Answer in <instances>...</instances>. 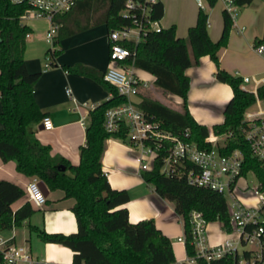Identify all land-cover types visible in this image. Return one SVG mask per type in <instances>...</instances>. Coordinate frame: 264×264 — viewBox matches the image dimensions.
<instances>
[{
  "label": "trees",
  "instance_id": "16d2710c",
  "mask_svg": "<svg viewBox=\"0 0 264 264\" xmlns=\"http://www.w3.org/2000/svg\"><path fill=\"white\" fill-rule=\"evenodd\" d=\"M125 1L75 0L69 10L55 16L60 26L52 40L53 48H48L45 55L54 58L59 52L55 49L59 39L98 23H104L108 30L129 25V19L120 13ZM206 1L208 5H213L215 0ZM250 1L234 0V3L243 6ZM27 8L25 2L0 0V160L13 161L18 173L38 178L49 190L58 189L63 198H72L70 210L77 227L71 234L47 233L33 228L38 238L42 242L59 243L69 248L72 251L71 264H177L171 242L153 225L151 219L135 223L128 221L127 209L120 206L128 200L127 192L110 188L102 172L101 157L105 140L109 137L124 140L127 131L123 123L113 133L103 127L104 110L124 102L125 97L103 80L102 73L98 74L84 65L74 68L93 78L110 94L108 99L88 110L84 145L79 147L78 164H72L60 156H50L49 146L40 144L28 129L30 124L40 121L45 114L39 110L32 96L39 72H28L24 63L26 37L31 30L21 20V15ZM151 11L152 17L161 18V3H154ZM206 18L203 9L198 8L193 25L187 29L186 38L176 37L175 27L169 25L159 32L149 31L136 43L121 42L131 52L125 64L152 74L155 77L154 85L163 94L172 93L181 98V103L176 107L166 106L146 96H141L135 105L147 117L152 116L157 120L165 131L181 137L187 129L188 139L198 148H210L207 127L196 123L186 107L189 80L184 74L186 67L198 63L199 56L207 55L216 65L214 77L227 84L232 91L224 105L222 121L211 127V132L216 136L231 132L218 147L219 151L227 153L239 148L243 156L241 172L253 168L263 178L264 168L249 154L246 142L239 133L242 115L254 102L255 95L240 87V77L229 74L219 66L217 52L227 44L231 19L223 10L222 30L219 37L212 41L208 37ZM255 90L257 97L264 98V83ZM161 164V159L157 158L152 169L142 171L141 176L147 186L172 203V208L179 215L186 256L194 258L197 264H231L229 257L206 260L194 256L189 223L190 212L198 211L206 222L216 221L227 227L224 197L206 187L188 183L184 174L164 175L160 172ZM23 194L22 188L15 183L0 180V230L20 223L32 213L27 201L14 211L10 208V204Z\"/></svg>",
  "mask_w": 264,
  "mask_h": 264
},
{
  "label": "crops",
  "instance_id": "0c3cea01",
  "mask_svg": "<svg viewBox=\"0 0 264 264\" xmlns=\"http://www.w3.org/2000/svg\"><path fill=\"white\" fill-rule=\"evenodd\" d=\"M163 14L161 26L175 27V36L186 38L188 27L193 25L198 8L206 13L207 33L210 40H216L222 30V3L215 0L208 5L206 0H159ZM235 18L231 20V28L227 44L218 50L219 66L234 76H251L253 80L245 85L252 89L264 83V50L257 54L254 48L264 46V1L251 0L243 6H236ZM31 33L26 37L24 63L28 72H39L34 84L32 96L39 110L51 121V130L40 127L41 120L28 126L35 139L50 148V156H60L64 160L78 164V151L84 145V126L88 118V110L110 97L109 92L93 78L76 71V66H87L100 74L106 69L108 61V29L104 23L91 26L64 38L59 39L55 49L59 50L54 58L45 55L49 48L45 45L44 35L48 27L45 19L33 18L26 21ZM32 38L30 39V37ZM28 39H30L28 41ZM45 63L50 66L45 68ZM75 68V69H74ZM134 73L146 82L139 85L138 95L133 101H139L150 89H155L162 99L153 97L166 106L176 107L181 98L172 93L163 94L153 83L155 77L135 66ZM216 65L207 55L198 57L196 65L184 69L189 83L186 93V107L198 124H203L211 132V127L222 121L223 109L230 99L232 91L227 84L214 77ZM257 80V84L254 82ZM70 88V95L65 89ZM170 95L176 98L172 101ZM74 99V101H73ZM172 102V104L169 103ZM85 103V104H84ZM84 104V105H82ZM1 128V125H0ZM101 169L110 188L123 189L128 200L120 206L127 209V219L135 223L142 219H151L153 225L171 241V250L177 264H197L185 254L183 229L179 215L172 208V203L161 198L144 182L136 159L124 140L107 138L101 157ZM31 177L18 173L11 160H0V180H9L22 188L21 198L10 204L12 211L18 209L26 201L31 207V214L20 223L1 229L0 235L6 243L28 246L31 255L41 264H71L72 251L59 243L42 242L37 232L40 229L47 233L75 232V218L70 210L72 198H63L60 190H49L46 186L45 201L38 206L28 201L25 186ZM45 185V184H44ZM217 232L223 233L220 224ZM208 224V222H206ZM206 224V228H207ZM205 228L206 240L208 239Z\"/></svg>",
  "mask_w": 264,
  "mask_h": 264
},
{
  "label": "built area",
  "instance_id": "2783aa9c",
  "mask_svg": "<svg viewBox=\"0 0 264 264\" xmlns=\"http://www.w3.org/2000/svg\"><path fill=\"white\" fill-rule=\"evenodd\" d=\"M10 1L25 2L28 5L21 15L23 22L33 18L47 21L44 41L51 49L53 37L60 26L55 16L65 13L75 3V0ZM158 1L126 0L120 13L129 19L130 24L107 32L109 64L103 71L102 78L116 89V93L124 96L125 101L104 110L103 127L109 133L116 132L120 123L127 127L124 141L133 153L140 171L151 170L154 161L159 158L162 163L160 172L164 175L184 174L188 183L206 187L224 197L228 225L223 227L219 223L223 233L220 242L210 244L206 240L205 219L198 211L190 212L189 223L194 256L206 260L229 257L231 264H264V177L260 178L253 168L241 172L243 156L239 148L227 153L219 151L218 147L231 132L217 136L209 132L207 140L211 143L210 148L200 149L188 139L187 129L181 137L165 131L157 120L152 116L147 117L136 107V100L133 101L138 95L139 85L145 86L146 82L134 73L133 65L125 64L131 52L121 42L136 43L149 31L159 32L163 28L160 19L152 17V5ZM219 1L229 18L234 19L237 11L234 0ZM197 3L200 5V0H197ZM263 50V45L254 48L257 54H261ZM49 66V63H45V68ZM240 79V87L252 91L255 99L242 115L239 133L246 142L249 154L264 168V98L256 95L255 89L258 85L252 89L245 88V85L253 80L251 76H241ZM254 82L257 84L258 81L254 80ZM65 94L70 95V88L65 89ZM41 124L45 130L52 128L48 116L41 119ZM247 173L252 174L255 180L251 188L245 183ZM25 195L35 206L45 201L38 178H30L25 186ZM239 195L243 197L254 195L256 199L252 205H246L239 200ZM247 245L251 247H246ZM188 258L195 261L194 258ZM0 264H41V262L31 255L28 246L6 243L0 235Z\"/></svg>",
  "mask_w": 264,
  "mask_h": 264
},
{
  "label": "rangeland",
  "instance_id": "374dc122",
  "mask_svg": "<svg viewBox=\"0 0 264 264\" xmlns=\"http://www.w3.org/2000/svg\"><path fill=\"white\" fill-rule=\"evenodd\" d=\"M24 23H26V21L24 22ZM32 38V36L30 37V39ZM30 39H28V41L30 40ZM45 45L48 47V44H46L45 43ZM249 85V84H248ZM153 91H155V89H150L147 93H149V94H147L146 95V97H158V98H160V99H162L161 98V96L158 94V93H154ZM170 98H171V100L173 101H176V98L173 96V95H170ZM169 103L170 104H172V102L171 101H169ZM250 109H252V107H250ZM110 138V137H109ZM212 141H213V139H211ZM214 142V141H213ZM245 183L248 185V187L249 188H251V187H253L254 186V184H255V180H254V178H253V175L252 174H250V173H247L246 175H245ZM255 196L254 195H252V196H246V197H243V196H241V195H239V200L243 203V204H246V205H252L253 203H254V201H255ZM217 227H218V224L217 223H214V222H212V221H209L208 222V224H207V228H206V230H207V235H208V239L211 241V242H216V241H218V240H220V237L222 236V234L221 233H219V232H217ZM171 242V241H170ZM246 247H251V245H247Z\"/></svg>",
  "mask_w": 264,
  "mask_h": 264
},
{
  "label": "water",
  "instance_id": "95a60500",
  "mask_svg": "<svg viewBox=\"0 0 264 264\" xmlns=\"http://www.w3.org/2000/svg\"><path fill=\"white\" fill-rule=\"evenodd\" d=\"M40 127H42V124H40ZM61 169L64 170V167L61 166ZM39 184H40V187H41V189L43 191V194L46 195V188H45L44 183L42 181H39Z\"/></svg>",
  "mask_w": 264,
  "mask_h": 264
}]
</instances>
